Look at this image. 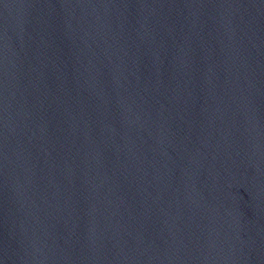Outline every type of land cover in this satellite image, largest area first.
<instances>
[{
	"label": "water",
	"instance_id": "obj_1",
	"mask_svg": "<svg viewBox=\"0 0 264 264\" xmlns=\"http://www.w3.org/2000/svg\"><path fill=\"white\" fill-rule=\"evenodd\" d=\"M0 264H264V0H0Z\"/></svg>",
	"mask_w": 264,
	"mask_h": 264
}]
</instances>
